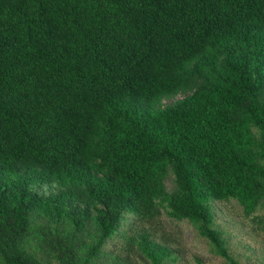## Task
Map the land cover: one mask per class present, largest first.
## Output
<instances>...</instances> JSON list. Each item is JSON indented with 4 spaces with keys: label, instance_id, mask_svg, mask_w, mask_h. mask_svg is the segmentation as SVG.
<instances>
[{
    "label": "trees",
    "instance_id": "trees-1",
    "mask_svg": "<svg viewBox=\"0 0 264 264\" xmlns=\"http://www.w3.org/2000/svg\"><path fill=\"white\" fill-rule=\"evenodd\" d=\"M162 213L264 264V0H0V264H181Z\"/></svg>",
    "mask_w": 264,
    "mask_h": 264
},
{
    "label": "rangeland",
    "instance_id": "rangeland-1",
    "mask_svg": "<svg viewBox=\"0 0 264 264\" xmlns=\"http://www.w3.org/2000/svg\"><path fill=\"white\" fill-rule=\"evenodd\" d=\"M167 187H171L170 181L167 182ZM224 209L225 215L220 218L219 223L230 232L233 250L252 254V251L243 248L244 244H254L252 235L241 228L236 230L231 223H228L231 217L240 213V208L231 202ZM161 220L162 234L180 254L181 264H224L218 257L211 254L207 243L198 236L188 222L170 219L165 213H162Z\"/></svg>",
    "mask_w": 264,
    "mask_h": 264
}]
</instances>
